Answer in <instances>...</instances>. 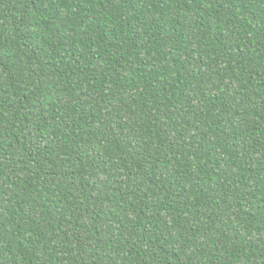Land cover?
<instances>
[{"label":"trees","instance_id":"trees-1","mask_svg":"<svg viewBox=\"0 0 264 264\" xmlns=\"http://www.w3.org/2000/svg\"><path fill=\"white\" fill-rule=\"evenodd\" d=\"M0 264H264V0H0Z\"/></svg>","mask_w":264,"mask_h":264}]
</instances>
